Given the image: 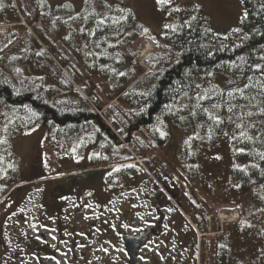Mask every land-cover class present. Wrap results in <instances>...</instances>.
<instances>
[{
  "label": "rangeland",
  "instance_id": "1",
  "mask_svg": "<svg viewBox=\"0 0 264 264\" xmlns=\"http://www.w3.org/2000/svg\"><path fill=\"white\" fill-rule=\"evenodd\" d=\"M46 1L51 7L48 17L59 18L57 22L46 21L45 4L41 7L39 1L0 0V47L14 39V46L0 60V81L21 89L24 79H41L53 102L80 109L90 106L105 123L102 114L115 100L110 99L131 78L149 71L146 59L161 48H157L158 35L166 25L178 23L173 9L182 10L186 18L200 13L223 37L241 30L245 16L243 0H171L165 5L157 0ZM65 3L71 4V12L63 11ZM120 9L132 11L138 24L120 34L101 36V41L95 39L97 21L104 20L105 14L117 18L114 11ZM145 28L150 35H141ZM239 68L234 65L220 71L209 94L202 87L208 115L224 113L222 101L228 105L225 120L238 102L245 103L240 115L245 111L253 117L262 114L264 100L254 97L250 86L254 83L244 84L243 92H226L221 99V90L232 85L231 73L237 71V81L242 78ZM108 70L116 75L114 79ZM185 110L184 122L166 125L161 120L133 133L130 141H120L125 148L112 151L86 130L69 131L52 141L50 134L57 126L47 129L28 112L0 105V141H6L0 143V264H119L118 259L126 264L122 235H137L157 220L147 203L152 189L173 206L164 215L170 232L179 228L177 222L170 226L167 219L179 211L177 205L183 204V212L196 225L188 221L185 225L198 231L192 246L176 245L178 253H174L182 258L181 264H264V233L254 221L257 211L233 176L238 124L230 122L215 143L209 127L191 118L192 107ZM108 127L120 140L119 130ZM155 132L163 140L158 148L153 142ZM139 138L152 144L142 149ZM113 154L116 160L131 161L112 164ZM206 212L211 220H205ZM191 213H197L196 221ZM232 215L239 220H230ZM198 219L203 220L199 225ZM95 220L96 229L88 237ZM203 229L212 234L203 235ZM43 242L54 257L34 250L35 243ZM221 247L229 250L227 255L221 256ZM155 249L152 245L142 257L148 258V264H164ZM143 262L139 264H147Z\"/></svg>",
  "mask_w": 264,
  "mask_h": 264
},
{
  "label": "trees",
  "instance_id": "2",
  "mask_svg": "<svg viewBox=\"0 0 264 264\" xmlns=\"http://www.w3.org/2000/svg\"><path fill=\"white\" fill-rule=\"evenodd\" d=\"M36 1L40 2L41 7L45 4V8H42L45 10L47 22L50 19L54 22L58 21L59 18L55 20L48 17L51 7L48 8L49 3L46 0ZM243 2L247 15L243 18L241 30L230 32L224 37L212 30L201 18L200 13L191 14L186 18L182 10L174 11L173 15L179 21L176 25L165 26L158 35L157 48H161L146 59L149 71L144 69L140 75L131 78L122 86L119 94L110 99H115L114 104L109 105L102 114L107 123L90 106L80 109L69 104L61 105L53 102L50 98V90L45 86L44 81L38 78L24 79L21 89L25 91H20L19 87L12 86L6 80L0 81V105L28 112L36 122L47 129L57 126L56 132L50 134L52 141H56V137L65 135L69 131L80 133L86 130L95 136L99 144L104 143V148L107 146L112 151L116 148H125L120 141H130L133 133L152 128L161 120L166 125L184 122L183 115L188 106L192 107L191 118L195 123L209 127L212 142L216 143L221 138L224 128L230 122H234L240 127L237 128L238 137L234 143L237 165L233 169V176L238 182L241 193L249 195L250 202L257 211L254 214V221L258 230L264 233V228L260 225L263 223L264 226V159L259 155L264 153V114L258 116L253 114V117L245 111L246 115L242 116L240 112L245 103L238 102L232 105V113L225 120L223 114L228 105L225 107L222 101L220 104L223 107L220 110L224 113L212 112L208 115L204 109L205 102L201 100L202 87L207 91L206 95L209 94V86L216 81L219 72L234 65L240 67L238 71H241L242 78L237 81L235 77L237 71L232 72L230 83L232 85H229L227 91L221 90L220 93L224 94L221 99L226 98V92H237V89L243 92L244 84L254 83L250 85L254 97L264 100V0H243ZM63 11L71 12V4L65 3ZM114 12L117 18L105 14L103 23L97 21L95 39L101 41V36L120 34L138 24L132 11ZM48 28L51 32L54 31V27L48 26ZM141 35H150V33L143 29ZM13 42L12 38L5 48L0 47V60ZM102 62L105 63L103 58ZM117 65L121 66V63ZM257 65L260 67L257 68ZM109 72L108 70L107 74L110 79H114L116 75ZM121 79L124 80L123 77ZM210 116L219 117L221 122L216 123L209 118ZM108 126L119 130L120 140L111 134ZM241 132L246 133V136H241ZM158 136V132H155L156 139L153 142L157 148L163 143ZM138 141L142 149L152 144L141 138ZM185 146L184 152H187L188 146ZM241 149L243 151H240ZM114 156L116 155L111 156L112 164L120 165L131 161L130 158L116 160ZM7 192L8 190L3 191L2 195L6 196ZM207 212L204 216L205 220L211 215ZM219 251L222 256V254L227 255L229 250L221 247Z\"/></svg>",
  "mask_w": 264,
  "mask_h": 264
},
{
  "label": "flooded vegetation",
  "instance_id": "3",
  "mask_svg": "<svg viewBox=\"0 0 264 264\" xmlns=\"http://www.w3.org/2000/svg\"><path fill=\"white\" fill-rule=\"evenodd\" d=\"M94 180H95V178H92V181H94ZM150 195L151 196L147 197V203L148 202L150 203L149 208L151 209L153 215H155V217H157V220H155V222L152 225H149L146 228H142L140 231H138V234L136 235L137 237L138 236L139 237L144 236L145 240L148 241L149 244L153 243L154 241H158L161 238L163 239L165 236H167L169 234H174L176 232V230L174 232H170V230L167 229L168 225L164 226L165 212H171V210L173 209L171 203L168 201V199L163 194L157 192V190L153 191V189H152L150 192ZM122 207H123V205H122ZM132 208L134 209V207H132ZM196 214L197 213L193 214L195 221H196ZM172 218H173V221L169 222V224L171 223L170 226L173 225V222H177L176 226H178L179 229L181 228L180 229L181 234H184L186 237H189V238H187L189 241L187 242V244L185 246H192L194 241H192L193 239H192V237H190V235H191L190 231H193L195 233V230L194 229H188L187 227H185V225L187 226V223H186L185 219H183V217L181 216V214L179 212H177L176 215L173 216ZM167 219H169V218L167 217ZM96 221L97 220H95L92 223V226H90L91 227L90 232L87 233L88 237H90L93 229L94 230L96 229V228H94L97 225ZM198 221H200V220L198 219ZM202 222H203V220H201L200 222H196V224L199 225ZM203 225H204V223H203ZM204 232L205 231H203V233ZM1 237L3 238V235L0 236V243H1L0 249H2L1 246L3 245V240L1 239ZM181 239L184 240L183 237ZM180 244H182V242ZM146 247L147 246H145L144 248H146ZM33 248H34V250H36V252H38L40 254L45 252L47 256H49V255L51 257L55 256L53 254V252L50 251V249H49L50 246L46 245L45 242H43L40 245L35 243ZM187 248H189V247H187ZM44 256H45V254H44ZM45 258H47V257L45 256ZM55 259H56V257H55ZM180 259H182V258H180ZM143 263H145V261ZM146 263L148 264V262H146Z\"/></svg>",
  "mask_w": 264,
  "mask_h": 264
},
{
  "label": "crops",
  "instance_id": "4",
  "mask_svg": "<svg viewBox=\"0 0 264 264\" xmlns=\"http://www.w3.org/2000/svg\"><path fill=\"white\" fill-rule=\"evenodd\" d=\"M171 221H173V218L168 219V223ZM190 234H191L190 237H192L193 239L192 241H196L195 233L193 231H190ZM182 237L184 240L181 239ZM187 238L189 237H186L184 234H181V231L178 228L175 234H169L165 236L163 239L161 238L160 240L155 241L156 243L154 246L158 247V249H155V251L159 255V258L162 257L165 259L163 262L164 264H181L182 263L179 261L180 257L176 256L174 252H176L175 251L176 245L185 246L187 244V242L189 241ZM181 242L182 244H180ZM167 257H169V259Z\"/></svg>",
  "mask_w": 264,
  "mask_h": 264
},
{
  "label": "water",
  "instance_id": "5",
  "mask_svg": "<svg viewBox=\"0 0 264 264\" xmlns=\"http://www.w3.org/2000/svg\"><path fill=\"white\" fill-rule=\"evenodd\" d=\"M125 250L131 264H136L137 253L141 251L144 244H148L144 236L141 237H128L123 240Z\"/></svg>",
  "mask_w": 264,
  "mask_h": 264
},
{
  "label": "snow or ice",
  "instance_id": "6",
  "mask_svg": "<svg viewBox=\"0 0 264 264\" xmlns=\"http://www.w3.org/2000/svg\"><path fill=\"white\" fill-rule=\"evenodd\" d=\"M170 2H171V0H157V4H158V5H165V4H168V3H170ZM173 10H174V11H179L180 9L176 8V9H173ZM120 11H121V12H124V11H126V10H125V9H120ZM245 15H247V14H245ZM100 23H103V20H101ZM166 27H169V26L166 25ZM144 31L147 32L148 30H147V29H144ZM256 67L259 68L260 65H257ZM17 71H19V70H17ZM122 75H123V74H122ZM241 91H242V90H241ZM229 95H232V93H229ZM203 98H206V97H201V99H203ZM214 107H217V106L214 105ZM205 111H207V110H205ZM229 111H231V109H229ZM261 113L264 114V109L261 110ZM248 115L251 116L252 113L249 112ZM209 118L215 120L216 123H220V122H221L220 119H219V117L210 116ZM238 127H240V125H238ZM161 135H164V133H161ZM240 135H241V136H246V133L241 132ZM247 138H248V139H251V137H247ZM0 143H6V141H0ZM240 151H243V150L241 149ZM259 155L261 156L262 159H264V153H259ZM254 167H255V165H254ZM105 251H107V250L105 249Z\"/></svg>",
  "mask_w": 264,
  "mask_h": 264
},
{
  "label": "bare ground",
  "instance_id": "7",
  "mask_svg": "<svg viewBox=\"0 0 264 264\" xmlns=\"http://www.w3.org/2000/svg\"><path fill=\"white\" fill-rule=\"evenodd\" d=\"M147 51H148V49L144 52V54L147 53ZM232 216H233V217H230V220H237V218H236L235 215H232Z\"/></svg>",
  "mask_w": 264,
  "mask_h": 264
}]
</instances>
